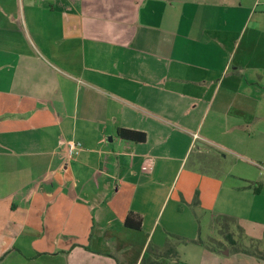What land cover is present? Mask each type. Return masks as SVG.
<instances>
[{
  "label": "crops",
  "instance_id": "0c3cea01",
  "mask_svg": "<svg viewBox=\"0 0 264 264\" xmlns=\"http://www.w3.org/2000/svg\"><path fill=\"white\" fill-rule=\"evenodd\" d=\"M258 2L0 0V264H228L194 242L223 216L257 238Z\"/></svg>",
  "mask_w": 264,
  "mask_h": 264
},
{
  "label": "trees",
  "instance_id": "16d2710c",
  "mask_svg": "<svg viewBox=\"0 0 264 264\" xmlns=\"http://www.w3.org/2000/svg\"><path fill=\"white\" fill-rule=\"evenodd\" d=\"M117 135H118V137H120L122 139H127L130 141L142 142L145 140V135L143 133L134 132V131L125 130V129H118ZM262 188H264V180H262L261 182H258L254 186L253 192L259 193L260 189H262ZM125 223L127 224V219H126ZM227 223H234V221L232 218L225 217V216L215 218V220H214V225L217 227L218 233L222 237L223 241L226 242L229 246H231L232 250H234L236 253H242L245 255H252L254 258L261 260V261H264V251H259V250L250 251L249 247H247V246L239 243L238 241H236L233 238L232 233L228 231ZM139 226H140L139 222H137L134 225V227H135L134 229H139ZM194 242L199 244L200 246L204 247L205 249H207L209 251H212L213 243H217L220 246H222V244L220 242H218L214 239H209L206 242L198 239Z\"/></svg>",
  "mask_w": 264,
  "mask_h": 264
},
{
  "label": "rangeland",
  "instance_id": "374dc122",
  "mask_svg": "<svg viewBox=\"0 0 264 264\" xmlns=\"http://www.w3.org/2000/svg\"><path fill=\"white\" fill-rule=\"evenodd\" d=\"M222 1H224V0H222ZM257 2H258V0H257ZM262 2H264V0H260L255 5L256 6L258 5V8H259L262 5ZM234 3H236V1ZM247 164L249 166H251L248 162H247ZM257 165H259V163ZM259 172L260 173L262 172L261 169L259 170ZM262 173H264V172H262ZM260 176H262V175H260ZM227 226H228V231L232 233L233 238L236 241H238L239 243L249 247L250 251H256V250L264 251V230H261L259 232V234H257V238L252 240V239H249L248 237H245L244 233L238 234V232H236L237 231L236 226L233 223H227ZM217 235H219L218 231H217ZM220 238L222 240L221 243H223L224 241H223L221 236H220ZM224 244H225L224 247H222L217 243H213L212 251H210V252H212L218 256L219 259H217V260H219V261L227 260L228 264H240L241 262H238L235 259V256H237V255H244V256L250 257L252 259L254 258L252 255H245L242 253H236L234 250H232L231 246H229L226 242H224ZM150 260H151V252L149 250H147L142 264H149ZM161 262H163V260H161ZM258 262H260V263H257V261H254V260L253 261H247V262L244 261L243 264H264V261L261 262V260H260Z\"/></svg>",
  "mask_w": 264,
  "mask_h": 264
},
{
  "label": "built area",
  "instance_id": "2783aa9c",
  "mask_svg": "<svg viewBox=\"0 0 264 264\" xmlns=\"http://www.w3.org/2000/svg\"><path fill=\"white\" fill-rule=\"evenodd\" d=\"M63 148L65 150L66 158L72 159L78 155V153L81 151L82 147L79 142L68 140L63 143ZM151 162L148 159H145L142 166H141V173L147 174L150 171ZM261 169H264V164L259 165Z\"/></svg>",
  "mask_w": 264,
  "mask_h": 264
}]
</instances>
